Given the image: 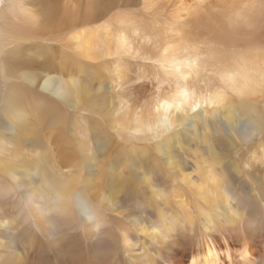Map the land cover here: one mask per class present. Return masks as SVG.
Segmentation results:
<instances>
[{"label": "bare ground", "instance_id": "1", "mask_svg": "<svg viewBox=\"0 0 264 264\" xmlns=\"http://www.w3.org/2000/svg\"><path fill=\"white\" fill-rule=\"evenodd\" d=\"M5 1L8 3L5 2L7 4L3 11L1 10L2 14L0 13V103L1 101L4 103L0 110L7 108L12 115L13 125L19 127V133H25L24 125L27 120L24 113L15 110L23 101L30 107L35 103L43 104L46 113L58 117L62 113L57 99H68L70 94L81 96L83 92L76 80L69 83L63 78L58 80L50 75L40 80L37 74H18V70L25 65L17 52L22 42L32 39L49 23L63 27L66 31L65 37L71 36L66 44L74 45L85 57L95 55L98 50L109 51L111 42L107 36L101 40L98 33L77 30L78 26L83 25V18L78 8L66 0L60 6L53 4L55 2L52 0H45L42 3L36 0V6L49 5L48 11H45L48 17L44 20L40 18L38 11L29 7L32 0L31 4L27 0ZM203 1L211 4L208 6L207 3L206 5L187 3L178 7L176 14H179V24L174 28L175 33H172L174 36L164 42L160 50L158 61L170 82V92L151 101L145 113L139 116L136 114V117L132 118L127 112L120 119L126 131L132 126L133 133L139 137L148 134L147 140H156L154 150L166 156L169 141L163 136L173 128L176 132L172 137L177 136L178 131L188 129L186 120L189 114L203 105H214V110L225 111V118L229 119L223 123L227 136L231 137L232 130L235 129L236 134L244 141L249 140L255 133L260 134L258 124L260 111L257 108L256 118L251 116L245 124L235 118L234 112L236 108L238 110L250 108L251 103L250 109L254 110L256 99L264 100V50L260 48L264 43V0ZM194 30L210 36L208 54L190 45L189 38ZM244 30L248 32L244 33ZM164 36L167 35L164 33ZM116 51L127 52V40L124 37L117 40ZM18 78L25 85L16 84ZM230 98L240 101L234 104ZM228 106L235 108L232 114L228 113ZM37 122L35 119V123ZM60 141L63 150H59L58 160L35 154L38 162L34 168L29 164L30 156L14 151L18 147L15 142H6L4 137H0V264H139V261L146 259L150 249H144L138 242L141 237L130 231L123 232L121 236L119 229L117 234L116 228L110 223L103 209L129 219V223L137 227L138 232L147 234L161 245H166L165 239L172 237V232L180 230V218L176 213L171 216L163 213L165 208L158 209L160 215L156 222L153 220L154 213L140 206L137 212L142 215L141 220L140 217L133 216L135 213H124L123 205L126 200L124 198L114 200L116 190L112 199L109 197L110 201L106 199V193L99 196L96 191L93 192L94 188L89 180L87 184L85 183L87 185L85 188L79 187L81 183L79 177L66 176L60 169L59 162L72 159L81 148L76 150L65 138ZM262 141L259 146L262 151L258 150L260 155L256 153V158L252 159L258 160L260 165H264V139ZM163 148L165 151H161ZM137 149L146 154L150 152L151 147ZM4 152H10V155L5 156ZM64 152L65 156L62 154ZM121 154L124 155L125 152L121 150ZM212 154L214 164L227 165L232 171L234 162L228 161L226 156H219L214 152ZM168 164L171 165L170 160ZM256 166L249 165L250 168ZM217 175L221 176L222 173L210 164L205 168L198 167V176L194 177L197 193H200L204 203H209L213 208H220L219 202L223 200L221 189L225 191L226 188L224 180ZM180 177L183 182L188 180L183 175ZM141 184L145 189L146 183L141 181ZM261 185L258 184L257 192L264 196V187ZM153 186H158L155 180ZM138 190L141 196L140 188ZM159 194L169 196V193L163 190ZM170 194L173 195L174 203L180 206L179 200L175 201L179 193L170 190ZM131 200L129 201L132 202ZM238 201L243 203L239 198ZM103 203H106L107 207ZM102 205L105 208H102ZM256 210L251 205L246 220L249 228L256 227L258 223L259 214ZM166 212H169L167 208ZM229 212L227 217H221L232 225L235 216ZM237 214L236 212L235 215ZM205 216L208 225L211 220L207 214ZM187 220L192 230L181 234L194 237L195 220L192 222L191 217H187ZM140 221H145L146 225L140 226ZM208 229L209 226L205 228L206 231ZM63 236L66 237L65 241L62 239ZM209 236L203 232L202 239L192 249L179 250L177 263L174 264H258L255 255L257 256L259 252H251L247 245H241L240 251L236 249L235 252L228 244L224 248L219 247ZM129 237L133 238L132 242ZM121 238L129 247L121 249ZM66 241L68 242L65 243ZM52 249L56 251L54 256L47 253ZM222 253H225L223 256L227 257L228 261L221 259ZM146 263L158 264L159 261L154 262L148 258L143 262Z\"/></svg>", "mask_w": 264, "mask_h": 264}, {"label": "rangeland", "instance_id": "2", "mask_svg": "<svg viewBox=\"0 0 264 264\" xmlns=\"http://www.w3.org/2000/svg\"><path fill=\"white\" fill-rule=\"evenodd\" d=\"M30 1L27 0L28 3ZM32 1L29 7L38 11L42 20L48 17L45 11H48L49 5L36 6L37 1ZM42 1L45 0H40L41 3ZM64 1L52 0L55 2L53 4L58 6L64 4ZM5 2L7 1L0 0V11L8 3ZM66 2L77 7L83 18V25L78 26L77 30L98 33L101 40L107 36L111 42V48L109 51L101 48L102 50H98L95 55L85 57L74 45L66 44L71 36L65 37L64 28L52 23L38 31L32 39L22 42L17 52L25 65L18 70V74H37L40 80L46 75L58 80L63 78L69 83L76 80L83 93L81 96L70 94L68 99L58 98L62 113L58 117L46 113L43 104L35 103L30 107L23 101L15 110H21L24 113L27 120L24 125L25 133H19V127L13 125L11 113L7 111V108H3L0 110V137H4L6 142H15L18 147L14 151L30 156L29 164L34 168L38 162L35 154L58 160L59 150H63L60 140L65 138L76 150L81 148V151L75 153L72 159L60 160L59 167L66 176L79 177L81 181L79 187L85 188L89 180L94 188L92 191H96L95 193L99 196L106 193V199L109 200L112 199L116 190L115 194L118 196L113 195V199L124 198L129 202L125 201L123 205L124 213H135L133 216L140 217L141 220L142 215L137 212L140 206L152 211L153 220L156 222L160 215L158 209L165 208L163 213L169 216L176 213L181 220L180 230L172 232V237L165 239L166 245H161L159 241L148 237L147 234L138 232V228L131 225L129 219L103 209L110 223L116 228L117 234H119L118 229L121 231V236L126 231L135 232L141 237L138 242L143 248L150 249L147 258L139 261V264H143L148 258L154 262L159 261L158 264L177 263V253L192 249L202 239L203 232L209 234V237L221 248L228 244L236 252V249L240 251L241 245H247L251 252H259L255 257L258 259V264H263L264 196L257 191L258 184L264 187V165L252 159L256 158V153L260 155L258 150L262 151L259 146L264 139V100L257 98L254 110L250 109L251 103L250 108L240 110L236 108L234 112L235 118L245 124L251 116L256 118L257 108L260 111L258 120L260 134L255 133L249 140L244 141L236 134L237 129H235L232 130L231 137L227 136L223 123L229 119L225 118V111L214 110V105H203L189 114L186 120L188 129H182L178 131L177 136L172 137L176 132L173 128L163 136L169 141L168 156L154 150L156 140H147L148 134L139 137L138 134L133 133L132 126L126 131L120 120L127 112L132 115V118L136 117V114L139 116L145 113L151 101L170 92V82L163 73L164 69L160 67L162 65L158 58L163 43L174 36L172 35L175 33L174 28L179 24V14H176L178 7L187 3L204 5L207 3L208 6L211 3H203V0H66ZM245 32L248 31L244 30ZM164 33L167 36H164ZM120 37L127 40L125 53L116 51V43ZM189 40L192 47L206 54L209 53L207 46L210 36L207 34L194 30ZM260 48L264 50V43ZM16 84L25 85L20 78L16 80ZM230 99L234 104L240 101L236 98ZM3 104L1 101L0 107ZM227 109L231 114L235 110L230 106ZM35 119L38 120L37 123ZM144 146L151 147L149 153L143 154L137 149ZM120 149L125 152L124 155L121 154ZM212 152L219 156H226L228 161L234 162L233 172L227 168V165L214 164ZM4 154L9 156L10 152H4ZM62 154L66 155L65 152ZM168 160L171 165L168 164ZM210 164L222 173L217 177L223 179L226 186L225 191L221 189L223 200L219 202L220 208H213L209 203H204L200 193H197L195 189L194 177L198 176V167L205 168ZM250 164L257 166L250 168ZM182 175L188 178L186 182L182 181L180 177ZM154 180L157 187L153 186ZM141 181L146 183L145 189ZM121 186H124L126 190L124 187L122 190ZM139 188L141 196L138 194ZM162 190L169 193V196H161L159 193ZM170 190L179 193L175 201L179 200L180 206L174 203ZM257 193L260 198L257 197ZM134 194L135 198L137 196L136 200H134ZM238 198L240 201H242L240 198H247V200L239 203ZM128 199H132V202ZM103 205L107 207L106 203ZM251 205L259 214L256 227L263 225L258 229L253 226L249 228L246 223ZM166 208L169 212H166ZM228 212L235 216L234 225L232 223L230 225L222 218L227 217ZM236 212L237 215H235ZM205 214L211 220L208 225H206ZM187 217H191L192 222L195 220L193 222L194 237L181 234V232L189 233L192 230ZM140 222V226L146 225L145 221ZM165 223L169 224V222ZM208 226L209 231H206L205 228ZM62 239L65 241L66 237L63 236ZM129 240L132 242L133 238L129 237ZM120 247L121 249L129 247L123 238L120 240ZM47 253L54 256L56 251L52 249ZM223 255L225 256V253L221 254V259L225 260L227 257Z\"/></svg>", "mask_w": 264, "mask_h": 264}]
</instances>
